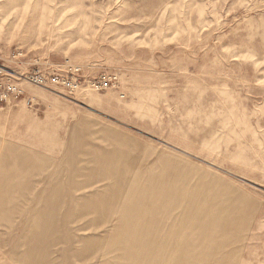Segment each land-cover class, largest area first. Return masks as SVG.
<instances>
[{
	"label": "rangeland",
	"instance_id": "rangeland-1",
	"mask_svg": "<svg viewBox=\"0 0 264 264\" xmlns=\"http://www.w3.org/2000/svg\"><path fill=\"white\" fill-rule=\"evenodd\" d=\"M0 66V264H264V0H0Z\"/></svg>",
	"mask_w": 264,
	"mask_h": 264
},
{
	"label": "built area",
	"instance_id": "built-area-1",
	"mask_svg": "<svg viewBox=\"0 0 264 264\" xmlns=\"http://www.w3.org/2000/svg\"><path fill=\"white\" fill-rule=\"evenodd\" d=\"M6 74L4 68L0 66V78ZM76 74H73L70 78L63 77L61 75H55L51 78H48L44 74H37V75H29L25 79L27 81H30L31 83H34L39 86H47L48 84H52L54 86H60L66 89H69L71 91H75L79 89L80 83H77ZM118 78L117 76L113 75H104L99 80H94L88 83V86L95 91H105L108 89L113 88L115 85H117ZM13 95L19 98L23 95L22 90L19 88L18 84L15 83H8L4 86V91L1 94V100L7 101L8 98ZM31 104V100H29L28 105Z\"/></svg>",
	"mask_w": 264,
	"mask_h": 264
}]
</instances>
